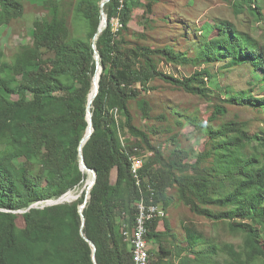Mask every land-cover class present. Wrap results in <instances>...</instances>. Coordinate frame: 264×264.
Instances as JSON below:
<instances>
[{
  "label": "trees",
  "instance_id": "obj_1",
  "mask_svg": "<svg viewBox=\"0 0 264 264\" xmlns=\"http://www.w3.org/2000/svg\"><path fill=\"white\" fill-rule=\"evenodd\" d=\"M101 1L77 0L74 6L75 20L87 29L85 38L59 35L66 15L63 1L55 0L46 5L43 18L33 22L30 45L21 47L11 61L0 51V264H93L92 247L81 232L94 244L97 264H132L122 231H131L137 214L141 194L130 169L141 151L152 155L140 173L143 188L154 187L157 204L165 210L171 203L168 191L175 188L192 214L226 223L242 238L235 249L190 226L184 228L183 242L166 251L155 221L146 238L158 244V252L149 264H228L225 255L235 264H264V131L251 134L247 124L238 121L213 126L226 114L224 106L215 105L207 125L187 119L206 139L193 160L184 161L186 152L175 144L165 159L150 133L135 125L131 112L135 106L142 117L152 119L156 98L150 101L146 94L155 91L150 85L155 80L205 97L210 92L206 81L219 73L211 67L218 62L219 71L249 65L255 79L248 84L253 86L258 71L264 77V45L229 21L205 23L199 35L197 27L191 30L196 42L188 41L190 57L173 46L144 44L145 35L129 28L138 0L106 3L107 27L93 42ZM152 3L146 5V15L152 13ZM233 7L235 13L246 11L255 19L262 15L259 0H234ZM23 13L22 0H0V27ZM114 18L121 25L115 32L110 23ZM162 62L197 70L175 78L160 70ZM7 71L15 78L13 84ZM95 73L99 78L90 104L92 133L81 152L96 181L82 210V226L78 207L85 200L89 174L80 170L78 148L88 128L86 108ZM256 87L243 93L226 88L222 101L264 114V83ZM78 189L83 190L73 201L71 191ZM67 192L64 201L72 202L40 208ZM34 204L37 208L27 210ZM166 217L160 221L165 231Z\"/></svg>",
  "mask_w": 264,
  "mask_h": 264
},
{
  "label": "rangeland",
  "instance_id": "obj_2",
  "mask_svg": "<svg viewBox=\"0 0 264 264\" xmlns=\"http://www.w3.org/2000/svg\"><path fill=\"white\" fill-rule=\"evenodd\" d=\"M53 1L55 0H22L24 5L23 17L0 27V51L5 60L11 61L21 47L31 44L33 22L43 18L46 13V5H50ZM61 1H63L64 9L62 8V11L66 15V22L63 27L59 28V35L68 39L85 38L87 29L75 20L74 6L77 0ZM138 1L140 6L133 11L129 28L132 33L145 35L146 42L144 44L153 47L173 46L176 50L186 52L187 56L190 57L193 53L188 41L196 42L191 30L197 27V35H199V28L205 23L229 21L235 24L242 33L250 34L260 44L264 45V0H259L262 15L256 19L246 11L235 13L234 0ZM150 2H153L151 5L152 13L146 15L145 7ZM241 8L244 10L245 6L242 5ZM220 66L222 63L218 62L215 63L214 67H211L212 72L219 73H216L215 80L206 81V86L210 92L205 97L188 94L171 84L155 80L150 84L155 91L150 90L146 94L150 101L152 98H156V107L152 112V119H145L135 106L131 107L135 125L150 133L153 144L160 148L163 158L168 157L175 144L179 146V149L186 152L184 161L193 160V154L202 150L206 139L200 130L189 124L190 121L187 119L192 118L195 119L196 124L207 125L215 105L224 106L226 114L218 117L212 123L213 126L218 127L225 122L238 121L245 122L247 130L251 134L261 135V132L264 131L263 113L260 115L254 109L229 105L222 101L224 98L222 91L226 88H231V90L240 93L250 88L257 89L256 86L264 83L261 72H257L259 81L250 86L248 83L255 79V75L249 65L219 71ZM159 68L162 72L175 78L189 77L197 70L196 67L190 65L174 66L163 62L159 64ZM6 77L11 84L15 82L10 71H7ZM174 139L175 141L172 142ZM244 147L249 149L250 144L244 143ZM140 156L143 157V163L152 158L151 153L145 151H141ZM259 158L262 159V155ZM89 179H91L90 174L87 181ZM82 190L78 189L71 191V193L76 196L81 194ZM168 192L171 203L165 210L169 229L165 231L164 222H159L155 227L156 232H163L161 245L164 250H173L174 244L182 243L184 228L190 226L202 230L207 236L214 237L222 246L232 245L233 248L238 249L242 241L240 234L231 232L226 223H214L192 214L188 207L178 200L175 188ZM22 223V219L19 217L16 221L17 227H22ZM148 251L151 259H156L158 244L148 240ZM224 257H226L228 264H235L233 259L231 260L227 255Z\"/></svg>",
  "mask_w": 264,
  "mask_h": 264
},
{
  "label": "built area",
  "instance_id": "obj_3",
  "mask_svg": "<svg viewBox=\"0 0 264 264\" xmlns=\"http://www.w3.org/2000/svg\"><path fill=\"white\" fill-rule=\"evenodd\" d=\"M110 23L114 32L121 27L116 18L111 19ZM142 159V156H134L131 160L130 173L136 187L140 191L141 197L137 202V214L131 231L126 227L122 231V236L130 246L132 264H149L151 256L148 251L146 236L150 223L160 222L167 216L165 210L154 201V187L151 184H147L146 188H143V178L140 173L144 164Z\"/></svg>",
  "mask_w": 264,
  "mask_h": 264
},
{
  "label": "water",
  "instance_id": "obj_4",
  "mask_svg": "<svg viewBox=\"0 0 264 264\" xmlns=\"http://www.w3.org/2000/svg\"><path fill=\"white\" fill-rule=\"evenodd\" d=\"M110 0H102L100 2V15H101V22L94 34V38H93V42L95 41V38L97 37L98 34H100L106 27H107V18H106V15L104 14V11H103V6L108 3ZM92 48L94 50V56H95V60H96V69L99 70L100 72V68H99V65H98V53L97 51L95 50V46L92 45ZM96 77V73L93 77V92H91V95L89 96V99H88V104H87V108H86V114H87V120H88V128H87V132L86 134L83 136V138L81 139L80 141V144H79V148H78V152H79V159H80V170L83 171V172H87L88 174H90L91 176V182L88 184L86 183L85 184V187H86V192H85V200L83 202L82 205H80L78 207V213L82 219V226H83V222H84V217H83V214H82V210L84 209L85 207V204H86V200L88 199V196H89V191L90 189L92 188V186L95 184V181H96V173L92 170V169H89L85 163H84V159H83V156H82V146L83 144L86 142V140L90 137L91 133H92V123H91V112H90V104L93 100V98L96 96L97 92H98V82H94V79ZM99 78V77H98ZM69 192L63 194L62 196H60L58 199L56 200H50V201H47L45 202V204H43L42 206H40V208H43V207H46V206H52V205H59V204H63V203H70L68 201H64V197L66 195H68ZM79 197V195H76L74 197L73 200H76L77 198ZM31 208H37V204H34V205H31L27 210L31 209ZM81 237L92 247V262L93 264H97L96 263V259H95V246L94 244L88 240L84 235L83 233L81 232Z\"/></svg>",
  "mask_w": 264,
  "mask_h": 264
},
{
  "label": "bare ground",
  "instance_id": "obj_5",
  "mask_svg": "<svg viewBox=\"0 0 264 264\" xmlns=\"http://www.w3.org/2000/svg\"><path fill=\"white\" fill-rule=\"evenodd\" d=\"M96 39V38H95ZM99 74H97V76L94 79V82H96L97 78H98ZM92 92H93V88H92ZM92 179H89V183L91 182Z\"/></svg>",
  "mask_w": 264,
  "mask_h": 264
}]
</instances>
